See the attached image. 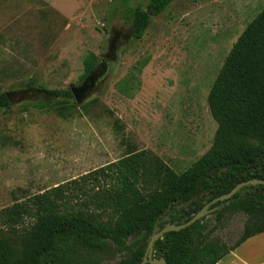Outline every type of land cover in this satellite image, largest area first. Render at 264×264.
Listing matches in <instances>:
<instances>
[{"label": "rangeland", "instance_id": "rangeland-1", "mask_svg": "<svg viewBox=\"0 0 264 264\" xmlns=\"http://www.w3.org/2000/svg\"><path fill=\"white\" fill-rule=\"evenodd\" d=\"M148 1L0 0V93L27 90L30 80L47 91L80 86L85 57H97L94 71L111 31L131 33L124 4L145 10ZM263 8L264 0H174L142 39L122 41L117 60L107 62V74L68 117L25 110L35 95L15 99L0 112V210L78 180L128 150L154 155L177 175L187 170L209 150L217 129L209 89ZM246 219L211 214L202 236L232 247Z\"/></svg>", "mask_w": 264, "mask_h": 264}, {"label": "trees", "instance_id": "trees-1", "mask_svg": "<svg viewBox=\"0 0 264 264\" xmlns=\"http://www.w3.org/2000/svg\"><path fill=\"white\" fill-rule=\"evenodd\" d=\"M173 1L149 0L145 10L124 4L122 15L131 26L132 39H142L152 18ZM97 61L94 54L85 57L83 78ZM147 62L137 64L138 73ZM24 87L44 91L34 94L25 110L35 108L64 119L76 109L69 90H43L34 80ZM5 94L0 93V112L12 107ZM207 105L217 125L211 147L183 173L175 174L146 151L128 150L123 158L78 180L1 209L0 264H101L99 258L115 256L119 261L113 264H140L155 226L162 230L183 225L238 184L264 181V8L232 46L209 89ZM197 193L187 208H178ZM229 212L247 217L232 247L206 242L203 218L159 238L152 259L217 264L247 239L264 233V186L243 187L212 215L220 219Z\"/></svg>", "mask_w": 264, "mask_h": 264}, {"label": "water", "instance_id": "water-1", "mask_svg": "<svg viewBox=\"0 0 264 264\" xmlns=\"http://www.w3.org/2000/svg\"><path fill=\"white\" fill-rule=\"evenodd\" d=\"M112 35L108 37L106 42V54L101 55V63L97 65L96 69L90 73L84 82L77 87H70L69 91L72 95V98L74 100V103L77 105H80L82 100L85 98V96L93 91L96 87L97 82L103 78L108 71V63H114L117 60V51L118 46L122 43L124 40H128L129 38H132V32L129 35L126 36H120L116 30L111 31ZM108 62V63H107ZM44 93V91H39L36 89H28V90H19L11 93H6L5 96L7 100L12 104L13 101L16 99H22L23 97H31L34 94H41ZM249 185H259L264 186V181L262 180H252L247 182H242L235 186L226 196L217 198L213 200L211 203H209L207 206H205L203 209H201L196 215H194L187 223L179 226L175 225H169L165 227L164 229L160 230L157 226L154 227L152 235L148 241L146 251L144 253L142 262L140 264H166L164 260L154 261L153 258V246L154 243L161 238L164 234L169 232H178L180 230H184L193 224H195L197 221L213 214L214 212L220 210L225 205L229 204L232 201V198L234 195L243 187L249 186ZM198 196V193L194 195L191 199H189L186 203H183L178 206L179 209L181 208H187ZM217 202H222L219 206H216L212 209H208L211 205L216 204Z\"/></svg>", "mask_w": 264, "mask_h": 264}, {"label": "crops", "instance_id": "crops-1", "mask_svg": "<svg viewBox=\"0 0 264 264\" xmlns=\"http://www.w3.org/2000/svg\"><path fill=\"white\" fill-rule=\"evenodd\" d=\"M217 264H264V233L247 239Z\"/></svg>", "mask_w": 264, "mask_h": 264}]
</instances>
